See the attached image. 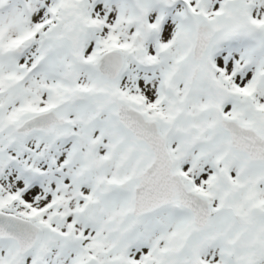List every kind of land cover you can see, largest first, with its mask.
<instances>
[{
	"label": "snow or ice",
	"instance_id": "1",
	"mask_svg": "<svg viewBox=\"0 0 264 264\" xmlns=\"http://www.w3.org/2000/svg\"><path fill=\"white\" fill-rule=\"evenodd\" d=\"M0 264H264V0H0Z\"/></svg>",
	"mask_w": 264,
	"mask_h": 264
}]
</instances>
